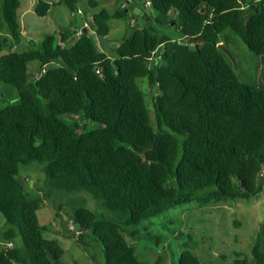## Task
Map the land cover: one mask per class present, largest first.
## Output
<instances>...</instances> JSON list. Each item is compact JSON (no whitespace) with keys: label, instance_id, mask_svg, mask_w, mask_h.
Instances as JSON below:
<instances>
[{"label":"trees","instance_id":"obj_1","mask_svg":"<svg viewBox=\"0 0 264 264\" xmlns=\"http://www.w3.org/2000/svg\"><path fill=\"white\" fill-rule=\"evenodd\" d=\"M64 1L78 10L77 0ZM142 2L158 15L147 11L150 18L126 33L113 54L94 34L107 35L111 18L129 16L132 29L137 16L126 11L128 4L102 8L80 31L65 25L42 44L28 40L30 48L24 43L22 50L0 53V81L19 92L17 102L0 110V212L5 238L14 240L0 249V264H62L64 249L44 237L38 216L54 191H88L117 214L70 203L77 240L99 242L105 264H164L161 256L139 258L129 237L140 231L130 225L178 204L249 198L263 190L264 85L242 80L218 45L226 44L231 28L264 55V0ZM2 6L12 38L21 41V0ZM51 6L38 0L35 11L46 15ZM33 60L39 61L35 71ZM140 78L158 88L156 125ZM34 161L46 174L37 188L42 195L18 179L20 164ZM261 244L259 235L252 248L258 264H264ZM223 258L204 263L185 248L178 264H250L241 253Z\"/></svg>","mask_w":264,"mask_h":264},{"label":"rangeland","instance_id":"obj_2","mask_svg":"<svg viewBox=\"0 0 264 264\" xmlns=\"http://www.w3.org/2000/svg\"><path fill=\"white\" fill-rule=\"evenodd\" d=\"M36 1L21 0L18 12L21 41H15L4 17L3 0H0V42L4 44L0 53L12 49L22 50L28 40L34 45L42 44L48 33L57 32L65 25L73 24L77 29L86 26L85 17L91 18L102 8L114 11L120 7L122 0H94L96 5L92 0H77L76 11H72L64 0H47L52 6L46 15H39L35 11ZM146 10L151 15H158L150 6ZM109 23L112 28L107 35L94 34V37L103 49L113 54L115 45L112 42H119L126 33L133 31L134 27L130 28L129 16L111 18ZM164 29L172 32L168 26ZM227 34L229 39L226 46L230 53L226 54L235 72L247 83L264 85V55L250 49L233 29L228 28ZM71 44L72 41L69 40L67 46ZM30 64L35 71L39 61L33 60ZM139 81L145 88L150 117L156 125L153 97L158 88L147 85L144 78ZM18 100L19 92L16 86L0 81V110ZM45 178L46 174L39 162L20 164L18 179L32 194H43L37 188L43 184ZM70 203L84 204L105 215L117 217L114 211L102 206L101 200L93 197L88 191H54L50 197L44 198L38 209L39 220L46 226L44 237L58 242L63 247L62 264H105L104 249L99 242L90 237L85 242L77 240L80 227L72 222ZM5 222L6 219L0 212V249L9 240L4 235L7 227ZM137 228L140 233L129 237V241L135 246L139 258L144 261H153L161 256L164 264H178L180 251L191 248L204 263L223 262V255L230 260L236 253H241L249 259L250 264H258L252 248L260 235L261 249L264 251V188L249 198L236 197L204 204H198L197 201L178 204L129 226V229Z\"/></svg>","mask_w":264,"mask_h":264},{"label":"water","instance_id":"obj_3","mask_svg":"<svg viewBox=\"0 0 264 264\" xmlns=\"http://www.w3.org/2000/svg\"><path fill=\"white\" fill-rule=\"evenodd\" d=\"M125 9L126 11L132 10L137 16V20L135 25L133 26L134 28L132 33H134L140 27L141 24H144L150 18V16L147 15V10L143 6L138 5L137 2L134 0H128V6ZM185 38L190 40L191 43H199V40L194 36L186 35ZM26 46L27 48H30V44H26ZM218 46L222 48L225 52L230 53L229 49L225 44V41H221Z\"/></svg>","mask_w":264,"mask_h":264},{"label":"crops","instance_id":"obj_4","mask_svg":"<svg viewBox=\"0 0 264 264\" xmlns=\"http://www.w3.org/2000/svg\"><path fill=\"white\" fill-rule=\"evenodd\" d=\"M37 1H38V0H37ZM37 1H36V2H37ZM46 1H47V0H46ZM134 1H136L137 4L140 5V6H143V7L146 6V7H148V3H146V5H145V3L142 2V0H134ZM126 4H128V0H122V1L120 2V6H125ZM146 7H145V8H146ZM91 18H92V17H91ZM91 18H86V17H85L84 25L89 26L88 23H89V20H90ZM133 22H134L133 19L130 20V23H131V24H133ZM84 27H85V26L80 27V28H84ZM80 28H78L77 30L80 31ZM112 44L116 46V45L119 44V42H115V41H113ZM31 67H32V66H31ZM32 70H34V69H32Z\"/></svg>","mask_w":264,"mask_h":264},{"label":"built area","instance_id":"obj_5","mask_svg":"<svg viewBox=\"0 0 264 264\" xmlns=\"http://www.w3.org/2000/svg\"><path fill=\"white\" fill-rule=\"evenodd\" d=\"M5 246H6V247H12V246H14V240H12V239L7 240Z\"/></svg>","mask_w":264,"mask_h":264},{"label":"flooded vegetation","instance_id":"obj_6","mask_svg":"<svg viewBox=\"0 0 264 264\" xmlns=\"http://www.w3.org/2000/svg\"><path fill=\"white\" fill-rule=\"evenodd\" d=\"M147 8V7H146Z\"/></svg>","mask_w":264,"mask_h":264}]
</instances>
